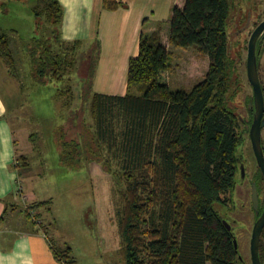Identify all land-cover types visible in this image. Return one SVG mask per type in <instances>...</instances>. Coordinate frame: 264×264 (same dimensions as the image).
I'll return each instance as SVG.
<instances>
[{
	"label": "trees",
	"instance_id": "trees-1",
	"mask_svg": "<svg viewBox=\"0 0 264 264\" xmlns=\"http://www.w3.org/2000/svg\"><path fill=\"white\" fill-rule=\"evenodd\" d=\"M43 3L45 10L34 8L36 17L46 13L48 23L60 26L64 15L60 1ZM126 7L121 0H102L106 11ZM230 11V0H185L183 7L173 10L170 46L194 49L210 60L207 76L190 92L172 91L162 83L171 68V53L162 43L163 23L149 36H141L139 55L129 62L126 95L95 93L90 81L100 42L93 61L90 49L85 54L89 65L85 98L92 120H80L71 141L65 140L61 129L60 146L72 164L85 158L102 164L113 177L123 207L119 233L126 264L235 263L218 209L235 185L244 143V124L231 107L241 84V51L236 50L240 42L230 50ZM263 17L264 13L258 20ZM12 33L0 30V57L15 75ZM52 35L58 48L43 44L44 35L34 36L29 50L32 76L40 84L66 83L76 62L71 59L75 60L76 48L82 44L64 43L57 30ZM262 46L263 41L260 52ZM59 95L68 97V108L76 100L72 86ZM43 204L35 203L31 209ZM55 248L58 261L76 264L72 248Z\"/></svg>",
	"mask_w": 264,
	"mask_h": 264
},
{
	"label": "rangeland",
	"instance_id": "rangeland-1",
	"mask_svg": "<svg viewBox=\"0 0 264 264\" xmlns=\"http://www.w3.org/2000/svg\"><path fill=\"white\" fill-rule=\"evenodd\" d=\"M43 1L15 0L8 7L9 12L5 13L10 14L9 16L4 15L6 9L1 10L3 14L0 13V25L17 34L13 38L17 37L13 46L17 59L15 75L9 73L8 63L0 58V99L6 105L5 117L11 121L14 132H22L17 137L18 147L22 150L29 148L31 167L20 171L23 175L21 182H24L27 193L34 196L35 201L47 202V207L42 208L41 213L49 227V236L53 239L55 249L61 251L72 248V258L76 264H126L119 233L123 207L113 177L105 171L102 164L85 158L81 163L72 164L64 156L60 146L61 129L66 134L65 140L71 141L79 131L80 120L85 118L86 123L92 120L89 99L85 98L89 87V65L85 54L90 49L92 40L85 38L77 46L75 60L70 58L72 62H76L67 74L69 76L66 83L47 80L40 84L36 76H32L29 53L32 38L35 35L39 38L45 35L50 41H44V37L43 44L58 48L57 39L52 34L56 30L59 34L62 31V24L55 27L48 23L46 13L36 17L34 8L45 10ZM85 1L83 0L84 3ZM230 1L228 34L232 46L240 42L236 50L241 51V84L231 107L238 116L246 118L247 102L253 94L247 78V42L251 31L261 20L258 17L264 13V0ZM246 17L248 21L244 24ZM248 22V27L241 31ZM98 41L102 48L104 44L101 37ZM96 47L95 45L91 50V61L96 57ZM170 49L171 68L163 75L162 83L172 91L190 92L207 76L210 60L194 49L173 46ZM97 63L101 64L102 60L99 59ZM96 72L90 81L92 90L95 93L110 90L105 82L107 78L97 76ZM261 75L264 80V54ZM69 86L73 87L76 96L71 108L66 105L67 96L59 97L60 90ZM127 92L128 87L122 93L126 95ZM249 158L253 159L250 151ZM224 212L220 211L222 216ZM248 215L245 214L237 224V231L240 230L243 236L252 230L253 221L247 218Z\"/></svg>",
	"mask_w": 264,
	"mask_h": 264
},
{
	"label": "crops",
	"instance_id": "crops-1",
	"mask_svg": "<svg viewBox=\"0 0 264 264\" xmlns=\"http://www.w3.org/2000/svg\"><path fill=\"white\" fill-rule=\"evenodd\" d=\"M59 1L64 9L60 32L64 43L82 42L87 38L92 40V50L101 37L104 46L99 59L104 64H98L96 75L107 78L105 82L110 90L100 92L107 95L124 94L129 62L139 55L141 36L152 34L160 23L164 24L162 43L172 53L169 36L173 10L185 3V0H121L127 7L110 12L102 9V0ZM13 2L0 0V13L6 9L4 15L9 16L5 13ZM0 30L9 31L4 25H0ZM5 114L6 105L0 99V264H66L56 259L55 244L42 217L41 209L47 207V202L35 201L21 182L20 171L31 167L29 148L18 147L17 137L22 132H14ZM35 203L44 204L39 209H31ZM31 211L36 212L35 216Z\"/></svg>",
	"mask_w": 264,
	"mask_h": 264
},
{
	"label": "flooded vegetation",
	"instance_id": "flooded-vegetation-1",
	"mask_svg": "<svg viewBox=\"0 0 264 264\" xmlns=\"http://www.w3.org/2000/svg\"><path fill=\"white\" fill-rule=\"evenodd\" d=\"M248 21V17L247 20ZM246 21L244 24H246ZM264 21V17L257 23V26L250 33L249 40L251 38L254 30ZM249 40L247 42V59H248V46ZM263 41L264 43V33L261 35L258 42L257 56L259 65V75L262 84V90L264 94V80L261 75V63L264 51H259V44ZM264 47L262 46V50ZM261 53V55H260ZM259 56L261 58H259ZM247 69V61H246ZM248 78V71H247ZM249 81V79H248ZM250 83V82H249ZM251 85V83H250ZM252 88V96L247 102L246 110L248 116L246 118H239L244 124V129L242 130L244 136V143L242 148L241 160L239 164V170L236 174L235 185L233 189L227 194V198H223L222 203L218 206L219 211H225L222 217V223L226 228L229 238L232 241L234 253H235V263L234 264H254L252 255V235L256 223L261 219L264 214V172L258 163L253 150V144L251 140V128L255 119V95L254 89ZM234 109V108H233ZM264 120V117H263ZM262 148L264 153V126L262 127ZM249 151L253 159L249 158ZM253 160V161H252ZM257 198V208L255 207L254 197ZM226 197V195H225ZM249 214L247 218L253 221L251 233L246 236L241 235V232L237 231V224L242 220L245 214ZM228 222L231 229L225 224ZM234 237L238 240V249L235 247ZM259 264H264V228L261 233L259 242Z\"/></svg>",
	"mask_w": 264,
	"mask_h": 264
},
{
	"label": "water",
	"instance_id": "water-1",
	"mask_svg": "<svg viewBox=\"0 0 264 264\" xmlns=\"http://www.w3.org/2000/svg\"><path fill=\"white\" fill-rule=\"evenodd\" d=\"M249 25V22L245 27L241 29L244 30ZM264 33V21L259 24V26L254 30L249 40L248 46V59H247V71H248V79L254 89L255 95V119L254 123L251 128V140L253 144V150L255 156L258 160L259 165L263 169L264 172V153L262 148V127L264 126V94L262 90V84L259 75V65H258V56H257V49H258V42L261 35ZM230 50H233V46L231 43ZM255 207L257 208V198L256 195L254 197ZM229 229H231L228 222L225 223ZM264 228V214L261 219L256 223L252 235V255L254 264H259V242L262 230ZM234 243L236 249H238V240L234 237Z\"/></svg>",
	"mask_w": 264,
	"mask_h": 264
},
{
	"label": "built area",
	"instance_id": "built-area-1",
	"mask_svg": "<svg viewBox=\"0 0 264 264\" xmlns=\"http://www.w3.org/2000/svg\"><path fill=\"white\" fill-rule=\"evenodd\" d=\"M35 213H36L35 211H31V215H34V216H35ZM37 223L40 224L41 222H39V221L37 220Z\"/></svg>",
	"mask_w": 264,
	"mask_h": 264
}]
</instances>
